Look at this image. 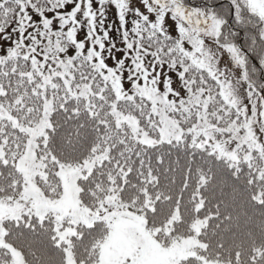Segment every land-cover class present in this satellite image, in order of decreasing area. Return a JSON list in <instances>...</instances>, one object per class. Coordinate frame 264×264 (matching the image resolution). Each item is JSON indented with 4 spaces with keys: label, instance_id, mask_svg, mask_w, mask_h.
Here are the masks:
<instances>
[{
    "label": "trees",
    "instance_id": "16d2710c",
    "mask_svg": "<svg viewBox=\"0 0 264 264\" xmlns=\"http://www.w3.org/2000/svg\"><path fill=\"white\" fill-rule=\"evenodd\" d=\"M193 1L214 6L225 17L220 38L248 49L251 75L260 90L256 93L264 96L263 18L247 6H240L238 16L227 0ZM238 1L240 4L242 0ZM31 2L43 8L51 5L49 0ZM22 6L19 0L1 2L0 28L9 30L21 21L25 16ZM139 28L142 47L166 60L176 54L173 37L146 22H139ZM66 44L67 40L62 39L65 50ZM58 50L47 52L59 71L50 79L46 70H37L31 56L18 53L0 59V104L8 113L0 116V143L5 147V157L0 158V197L15 199L21 194L25 178L17 163L29 142L27 129L45 120L50 108L49 123L36 138L35 148L45 164L44 176L38 175L36 182L46 196L55 199L63 194L61 166H79L100 152L102 161L78 177L83 205L95 209L107 196L116 194L121 208L142 215L148 231L165 246L196 234L205 245L198 255L182 259V264H264L261 156L255 152L251 161L231 159L208 145L198 146L190 131L156 143L141 140L129 123L118 121V115L134 117L142 129L156 137L161 121L151 100L140 93L118 97L111 81L83 54L71 55L63 73L61 64L69 56ZM178 57L174 61L179 63ZM194 84L212 94L207 107L211 121L216 122L219 114L220 122L226 124L240 118L221 94L219 82L207 71ZM79 88H84L88 96L77 94ZM196 113L192 109L171 111L183 129L193 125ZM197 220L204 223L198 231L194 228ZM3 226L6 243L22 254L26 264H67L66 245L58 242L52 214L40 217L25 213L4 219ZM109 230L104 219L78 223L71 236L76 260L97 264ZM12 262L11 249L0 244V264Z\"/></svg>",
    "mask_w": 264,
    "mask_h": 264
},
{
    "label": "rangeland",
    "instance_id": "374dc122",
    "mask_svg": "<svg viewBox=\"0 0 264 264\" xmlns=\"http://www.w3.org/2000/svg\"><path fill=\"white\" fill-rule=\"evenodd\" d=\"M19 1L24 6L25 16L9 30L0 28V59L18 53L31 56L37 70H46L50 79L59 72L52 64L54 60L47 57L50 49H59L60 54L69 56L61 64L63 73L69 67L71 55L89 56L103 76L111 81L118 97L140 93L151 100L161 121L156 137L142 129L134 117L118 115V121L129 123L141 140L156 143L160 139L179 138L184 131H190L198 146L208 145L231 159L247 161H251L257 152L264 164V96L256 93L260 90L251 75L253 66L252 63L249 65L248 49L244 54L237 43L221 40L225 17L219 15L214 6L180 0L185 10L190 6L200 13L198 17L195 12L190 13V19L182 21L171 18V13L166 14L163 10L165 4L172 7V0H159V6L157 0H148L156 12H149L143 0H100L99 4L97 0H55L57 3L50 2L52 5L44 8L35 6L32 0ZM231 1L238 16L247 6L264 20V0H242L240 4L238 0ZM135 9L148 20L136 15ZM118 13L123 14V20ZM139 22L151 26L155 22L158 30L173 37L176 54L166 60L142 47L138 39L142 33ZM176 25L183 26V33L176 31ZM262 33L264 35V22ZM62 39L67 40L66 50ZM178 55L179 63L174 61ZM55 63L58 64L56 59ZM205 69L219 81L221 94L238 111L239 119L226 124L220 122L222 116L219 114L216 122L211 121L207 107L212 94L206 87L194 84L198 77L205 76ZM64 83L69 86L67 79ZM76 93L88 96L84 88L77 89ZM191 109L197 111V119L188 129H183L171 111L181 113ZM49 111L50 108L38 126L27 129L29 142L17 163L25 177L21 194L17 199L0 198V244L13 252L11 264L26 262L18 250L6 243L3 220L30 212L40 217L54 216L58 242L66 245L67 264H81L75 260L71 246L76 225L80 222L91 224L96 219H105L110 225L98 264H182V259L198 255L199 248L205 243L196 234L166 247L148 231L142 215L121 209L116 194L107 196L96 209L81 203L78 177L88 174L102 161L100 152L79 166H61L59 172L64 192L55 199L46 196L35 179L37 175H44L45 166L35 148L36 138L44 133L49 123ZM3 115L8 113L0 104V116ZM3 156L4 148L0 143V157ZM203 224L202 220H197L194 228L198 231ZM166 230H170V225Z\"/></svg>",
    "mask_w": 264,
    "mask_h": 264
},
{
    "label": "snow or ice",
    "instance_id": "6c2138e0",
    "mask_svg": "<svg viewBox=\"0 0 264 264\" xmlns=\"http://www.w3.org/2000/svg\"><path fill=\"white\" fill-rule=\"evenodd\" d=\"M97 3H100V0H97ZM143 3L145 4V6L148 8L149 12H156L157 9H153L151 7V5L148 4V0H143ZM157 5L159 6V0H157ZM116 6V5H114ZM165 13H171V18H179L180 20H185L186 18L190 19L189 14L195 12V15L198 17L200 15L199 11H195L193 9H191L190 6L187 7V9L185 10L184 6H182L180 4V0H172V7L169 8L167 7V4H165L164 9ZM135 14L139 15V16H143V19L145 21L148 20L147 16H144L142 13H140L139 9H135ZM205 16H207V10H205L204 12ZM118 17L120 19H124V16L122 13H118ZM126 22V21H125ZM153 26L155 27V22H153ZM161 27L163 28V25H161ZM176 31L179 33H183V26L182 25H176ZM262 67H264V65H262Z\"/></svg>",
    "mask_w": 264,
    "mask_h": 264
}]
</instances>
